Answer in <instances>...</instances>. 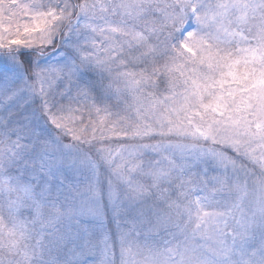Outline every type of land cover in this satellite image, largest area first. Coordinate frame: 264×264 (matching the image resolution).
Here are the masks:
<instances>
[{"label":"snow or ice","instance_id":"snow-or-ice-1","mask_svg":"<svg viewBox=\"0 0 264 264\" xmlns=\"http://www.w3.org/2000/svg\"><path fill=\"white\" fill-rule=\"evenodd\" d=\"M0 264H264V0H0Z\"/></svg>","mask_w":264,"mask_h":264},{"label":"rangeland","instance_id":"rangeland-1","mask_svg":"<svg viewBox=\"0 0 264 264\" xmlns=\"http://www.w3.org/2000/svg\"><path fill=\"white\" fill-rule=\"evenodd\" d=\"M110 226H111V227H113V228L115 227V225H114V224H113V225H110Z\"/></svg>","mask_w":264,"mask_h":264}]
</instances>
